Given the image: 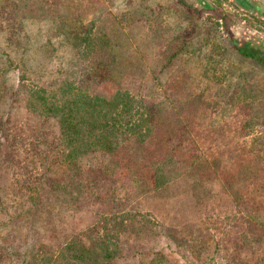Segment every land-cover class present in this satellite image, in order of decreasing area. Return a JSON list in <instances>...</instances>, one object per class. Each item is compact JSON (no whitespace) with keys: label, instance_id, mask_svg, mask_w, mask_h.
<instances>
[{"label":"rangeland","instance_id":"obj_1","mask_svg":"<svg viewBox=\"0 0 264 264\" xmlns=\"http://www.w3.org/2000/svg\"><path fill=\"white\" fill-rule=\"evenodd\" d=\"M178 2L126 0L93 14L96 0H0V247L11 264L85 242L94 223L118 234L111 264H264V175L253 150H214L208 107L213 75L235 65L222 18L242 15L228 0L198 13ZM65 82L142 98L150 134L58 163L56 120L25 101L27 88Z\"/></svg>","mask_w":264,"mask_h":264},{"label":"trees","instance_id":"obj_2","mask_svg":"<svg viewBox=\"0 0 264 264\" xmlns=\"http://www.w3.org/2000/svg\"><path fill=\"white\" fill-rule=\"evenodd\" d=\"M236 48L243 55L256 57L260 53L245 46ZM261 62L264 64V60ZM27 93L25 104L31 113L52 117L57 122L59 144L62 146L61 156L54 158L58 163L68 164L81 155L97 151L110 153L122 138L132 135L147 137L152 130V117L143 99L135 98L127 91H116L106 98L91 95L73 83L65 82L50 92L34 87L27 88ZM153 163V175H158L154 185L161 186L165 178L158 172L166 161L160 160L161 165L156 167ZM49 170L47 177L55 188L59 178ZM100 227L97 223L90 225L81 232L85 242L81 239L68 242L56 255L41 258L33 264H111L117 257L118 234L109 236L106 230L102 233L98 229ZM10 257V251L1 246L0 264H11Z\"/></svg>","mask_w":264,"mask_h":264},{"label":"crops","instance_id":"obj_3","mask_svg":"<svg viewBox=\"0 0 264 264\" xmlns=\"http://www.w3.org/2000/svg\"><path fill=\"white\" fill-rule=\"evenodd\" d=\"M124 1L126 0H96L98 6L96 10L91 9V12L93 14L101 11L113 13L117 9L113 8L110 11L109 8ZM127 1L130 2L131 0ZM178 1L179 4H182L181 6L188 8L192 13H198L201 10L208 11L213 7L211 0ZM254 3L259 6V1L255 0ZM99 6L101 10H99ZM232 24L234 28H232L233 26L225 28L228 33L236 34L234 33L236 28L240 31L239 23ZM228 41L230 46L227 48V51L234 59L235 65L229 64L228 66L232 70L227 66L228 72L224 70L221 74L213 75L212 84L208 81L209 84L215 85L212 99L208 101L212 126L216 136L213 144L218 142L217 146L220 147H214V150L223 148L225 153H228V150L239 156L248 155V151L253 150L252 155L256 158V171L264 175V64L261 62L264 59L260 56L259 58L261 60L259 61L256 59L258 55L254 57L241 54L236 48V46L241 48V40L238 42L234 41L233 44L231 38L228 37ZM218 61L219 58H215V63ZM249 82L252 85H249ZM252 90L261 93V96L257 95L253 97ZM201 105L206 107L203 101H201ZM252 124H255L253 125L256 126L255 133L257 134L256 136H259L256 138L258 141L255 143H253V140H249L250 136L247 135L252 130L249 131L246 129ZM216 133L220 135L218 136ZM247 140L249 142H246ZM233 154L229 156H233ZM262 181L264 183V177Z\"/></svg>","mask_w":264,"mask_h":264},{"label":"flooded vegetation","instance_id":"obj_4","mask_svg":"<svg viewBox=\"0 0 264 264\" xmlns=\"http://www.w3.org/2000/svg\"><path fill=\"white\" fill-rule=\"evenodd\" d=\"M232 5L241 13L242 19L239 23V29L235 26V32L228 33L229 38L234 42L241 40V46L247 49L258 50L260 56L264 59V2L259 1V6L254 3L255 0H229ZM199 6L201 4L197 2ZM204 7V6H203ZM224 27L234 25L224 19ZM235 23V24H236ZM225 28V29H226ZM240 39V40H239Z\"/></svg>","mask_w":264,"mask_h":264},{"label":"water","instance_id":"obj_5","mask_svg":"<svg viewBox=\"0 0 264 264\" xmlns=\"http://www.w3.org/2000/svg\"><path fill=\"white\" fill-rule=\"evenodd\" d=\"M257 1H261V2H264V0H257Z\"/></svg>","mask_w":264,"mask_h":264}]
</instances>
